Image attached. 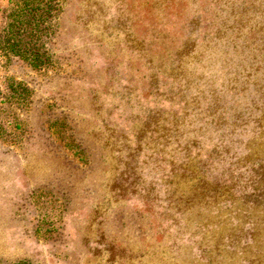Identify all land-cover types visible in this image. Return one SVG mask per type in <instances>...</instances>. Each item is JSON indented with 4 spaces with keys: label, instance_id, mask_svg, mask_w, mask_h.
Returning a JSON list of instances; mask_svg holds the SVG:
<instances>
[{
    "label": "rangeland",
    "instance_id": "obj_1",
    "mask_svg": "<svg viewBox=\"0 0 264 264\" xmlns=\"http://www.w3.org/2000/svg\"><path fill=\"white\" fill-rule=\"evenodd\" d=\"M52 51L0 53L31 90L0 133V264H220L223 244L249 264L264 0H64Z\"/></svg>",
    "mask_w": 264,
    "mask_h": 264
},
{
    "label": "trees",
    "instance_id": "obj_2",
    "mask_svg": "<svg viewBox=\"0 0 264 264\" xmlns=\"http://www.w3.org/2000/svg\"><path fill=\"white\" fill-rule=\"evenodd\" d=\"M63 1L8 0L0 26L1 55L8 61L18 58L35 70L48 68L54 59L52 41L63 11ZM30 99L31 90L23 82L9 79L5 86L0 83V133L10 130L12 123L20 124L18 112L29 108ZM254 209L245 213L244 221L246 224L255 222L256 226L250 252L257 255L249 259V264H264V232L258 230L264 228V221L257 215L260 213L258 208ZM221 249L220 264H243L242 254H238L241 252L232 245L223 244ZM15 264L30 263L19 261Z\"/></svg>",
    "mask_w": 264,
    "mask_h": 264
}]
</instances>
